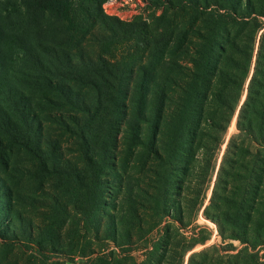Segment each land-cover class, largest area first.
Masks as SVG:
<instances>
[{"label":"rangeland","instance_id":"1","mask_svg":"<svg viewBox=\"0 0 264 264\" xmlns=\"http://www.w3.org/2000/svg\"><path fill=\"white\" fill-rule=\"evenodd\" d=\"M187 1L130 0L136 10H127L124 20L103 16L69 45L75 64L95 74L108 69L118 74L113 77V86L123 93L118 98L121 116L111 124L113 127L104 128L107 122L100 119L87 125L85 129L91 128L94 133L92 145L90 138L82 139V125L90 116L86 109L94 106L97 94L91 86L79 85V90L67 92L69 97L55 100L61 105L49 109L48 116L43 117V159L36 148L32 152L0 151V227L6 229L0 235L1 264H103L97 256L112 249L127 255L125 264L150 258L158 264H176L182 247L193 244L194 249L184 256V264H188L190 253L211 245L217 247L210 251L215 259L224 255L218 227L205 217L204 210L211 202L218 178L225 182L220 184V195L232 196L235 182L229 167L225 174L219 171L227 148V159L233 157L231 139L237 133L238 111L222 133L205 126L204 119H200L193 135L194 145L198 146L207 133H214L219 147L207 153L200 148L188 149L180 158L173 138L175 125L164 123L185 102L180 85L182 77H186L173 73L171 66L188 75L194 68L193 49L200 43L189 36L192 26ZM137 25L142 31L124 35L127 27L138 28ZM201 25L200 20L194 22L197 31H204ZM185 32L189 40L183 37ZM191 41L196 44L193 46ZM258 45L259 38L254 55ZM6 64L22 68L16 54L12 60L6 59ZM165 70H170L174 84L166 82L169 86L165 100L153 103L156 82ZM245 97L246 93L241 103ZM204 107L203 115H207L211 107ZM179 113L181 117L174 116L175 124L190 121L189 116H182L188 115L185 109ZM187 137L189 145L192 137ZM88 141L90 147L86 145ZM91 147L96 149L95 169L103 198L102 204L85 217L81 207L86 196L81 185L89 180L86 161L87 155L93 153ZM158 148L163 154L167 149L168 155L158 158L154 153ZM237 159L253 161L247 155H237ZM91 199L89 196L87 202ZM225 243L236 247L233 253L243 246L238 240ZM37 247H44L43 251Z\"/></svg>","mask_w":264,"mask_h":264},{"label":"trees","instance_id":"2","mask_svg":"<svg viewBox=\"0 0 264 264\" xmlns=\"http://www.w3.org/2000/svg\"><path fill=\"white\" fill-rule=\"evenodd\" d=\"M76 1L77 5L74 4ZM104 1L20 0L17 3L0 0V151L24 149L32 152L36 148L43 159L46 154L40 146L41 132H44L43 117L48 116L49 109L61 105L55 100L69 97V93L79 90V85H89L97 94L94 106L86 109L90 116L82 125V139L90 138L93 144V130L85 127L96 119L106 121L104 128H107L113 127L111 124L120 118L118 98L123 93L113 86V77L118 74L110 69L97 74L86 70L73 62L68 49L88 32L95 21H102L103 16L112 18L103 12ZM187 4V10L191 11L189 24L192 26V33L188 34L200 40L198 44L191 41L193 46L196 44L191 59L194 68L188 75L174 66L171 70L186 77H182L180 85L185 92V102L180 109H185L188 115L182 116H189L190 121L175 124L174 116L181 117L180 109L168 122L163 120L168 126L175 125L173 138L178 143L176 150L179 158L188 149L200 148L207 153L219 147L214 133H207L199 140L198 146L194 145L193 135L197 133L195 129H198L200 119H204L202 124L205 126L222 133L226 132L238 111L237 133L231 139L233 157L227 159L230 152L227 148L219 171L225 174L226 166L229 167L230 177L235 182L232 196L220 195L219 189H223L220 184L225 182L218 178L211 202L204 210L205 217L218 227L224 243L220 249L224 255L219 260L215 259L210 251L217 247L211 245L190 253L188 264H264V0H189ZM194 20L201 21L200 29L204 31H197ZM137 27H127L124 35L133 36L137 30L142 31L143 28ZM188 34L185 32L183 37L189 40ZM258 38V50L254 55ZM13 54L19 55L22 68L6 64V59L12 60ZM165 71L156 82L153 103L165 100L169 86L166 82L171 86L174 84L170 70ZM244 93L246 97L241 103ZM205 105L211 107L207 115H203ZM156 115L159 119L157 112ZM188 134L192 137L189 145ZM246 140L249 145L244 144ZM86 145L90 147V142ZM90 149L93 153L87 155L86 161L89 180L81 185L86 196L81 207L85 217L89 210L95 211L102 204L103 198L102 183L97 181L95 169L98 162L96 149ZM165 151L166 154H163L158 148L154 153L161 158L168 155V150ZM237 155L250 156L253 161L239 162ZM89 196L92 199L87 202ZM5 231L0 227V235ZM227 240H238L243 246L233 253L236 247L225 243ZM193 245L182 247L176 256V264H184V256L194 249ZM43 248L37 247L41 252ZM125 257L127 255L113 249L97 256L103 264H125ZM157 262L150 258L132 264Z\"/></svg>","mask_w":264,"mask_h":264},{"label":"built area","instance_id":"3","mask_svg":"<svg viewBox=\"0 0 264 264\" xmlns=\"http://www.w3.org/2000/svg\"><path fill=\"white\" fill-rule=\"evenodd\" d=\"M129 1L130 0H105L102 4L103 12L108 16H116L121 20H124L126 14L128 15L127 10L130 11L136 10L135 8L130 6Z\"/></svg>","mask_w":264,"mask_h":264}]
</instances>
